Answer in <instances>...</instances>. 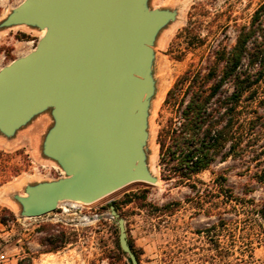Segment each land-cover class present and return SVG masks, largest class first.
I'll use <instances>...</instances> for the list:
<instances>
[{
  "label": "rangeland",
  "instance_id": "1",
  "mask_svg": "<svg viewBox=\"0 0 264 264\" xmlns=\"http://www.w3.org/2000/svg\"><path fill=\"white\" fill-rule=\"evenodd\" d=\"M22 1L0 0V23ZM263 1L148 0L151 8L176 11L152 45L155 90L145 153L155 183L132 182L95 202H60L54 212L28 217L16 196L66 175L43 151L54 119L45 110L11 136L0 132V217L7 219L0 220V264H129L109 213L113 201L120 202L140 264H264V73L243 97L242 136L226 159L187 178L174 172L177 161L167 169L160 149V141L171 142V126L179 122L175 98L183 96L174 92L167 101L169 90L189 70L208 71L215 51L235 44ZM41 31L0 25V69L33 50ZM221 90L230 94L232 83ZM61 232L68 242L52 249Z\"/></svg>",
  "mask_w": 264,
  "mask_h": 264
},
{
  "label": "water",
  "instance_id": "2",
  "mask_svg": "<svg viewBox=\"0 0 264 264\" xmlns=\"http://www.w3.org/2000/svg\"><path fill=\"white\" fill-rule=\"evenodd\" d=\"M176 11L148 0H23L0 25L47 29L36 47L0 69V132L34 116L54 119L44 153L65 176L28 185L22 214L40 217L62 201L95 202L136 181L155 183L146 162L148 108L155 90L153 44ZM118 243L140 264L114 204Z\"/></svg>",
  "mask_w": 264,
  "mask_h": 264
},
{
  "label": "trees",
  "instance_id": "3",
  "mask_svg": "<svg viewBox=\"0 0 264 264\" xmlns=\"http://www.w3.org/2000/svg\"><path fill=\"white\" fill-rule=\"evenodd\" d=\"M215 54L208 71H187L167 94L168 101L174 92H183L182 98L178 93L175 98L179 122L171 126V142L166 146V142L160 141L161 162L169 169V164L177 161L174 172L182 177L208 169L218 158L226 159L238 145L242 136L241 102L264 73V1L255 10L250 25L238 30L235 44L228 50L219 48ZM227 81L233 85L230 94L221 90ZM112 204L118 209L120 202ZM0 220L7 223L4 215ZM64 235L61 232L52 249L66 245Z\"/></svg>",
  "mask_w": 264,
  "mask_h": 264
},
{
  "label": "bare ground",
  "instance_id": "4",
  "mask_svg": "<svg viewBox=\"0 0 264 264\" xmlns=\"http://www.w3.org/2000/svg\"><path fill=\"white\" fill-rule=\"evenodd\" d=\"M46 30H47V29L45 28V29H43V30L41 31V37L45 35ZM28 52H30V50H29ZM28 52H26V53H24V54H22V55H25V54H27ZM62 202H70V203H73V204H82L83 201H79V200L69 201V200H68V201H62Z\"/></svg>",
  "mask_w": 264,
  "mask_h": 264
}]
</instances>
